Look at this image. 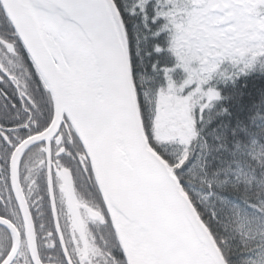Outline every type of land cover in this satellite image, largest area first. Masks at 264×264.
<instances>
[{
	"label": "snow or ice",
	"instance_id": "snow-or-ice-1",
	"mask_svg": "<svg viewBox=\"0 0 264 264\" xmlns=\"http://www.w3.org/2000/svg\"><path fill=\"white\" fill-rule=\"evenodd\" d=\"M33 190L60 264H264V0H0V264Z\"/></svg>",
	"mask_w": 264,
	"mask_h": 264
},
{
	"label": "flooded vegetation",
	"instance_id": "flooded-vegetation-1",
	"mask_svg": "<svg viewBox=\"0 0 264 264\" xmlns=\"http://www.w3.org/2000/svg\"><path fill=\"white\" fill-rule=\"evenodd\" d=\"M79 180L77 181V185L79 187ZM40 193L38 191L33 190L31 194V201H34L35 208L37 212L36 216V233H35V243L36 248L39 250V258L44 261V264H60V261L55 258V253H58L59 249H53L49 246L50 240L55 239V236H49L48 233L51 229H53V224L50 219L49 213L47 212V208L45 202L38 199ZM58 213L60 219V227L63 228L64 231V240L71 244V238L69 235V228H70V218L68 214L64 211V205L62 198L58 197ZM87 215L86 212L83 213ZM16 226L25 228V222H22L19 216H16ZM96 235L97 233L94 232ZM27 234V233H26ZM8 234L0 230V246L5 245L8 241ZM13 246H15V242L13 241ZM21 251L27 253L28 249L25 247H21ZM52 256V259L49 257ZM18 264H24L22 260L18 261Z\"/></svg>",
	"mask_w": 264,
	"mask_h": 264
},
{
	"label": "water",
	"instance_id": "water-1",
	"mask_svg": "<svg viewBox=\"0 0 264 264\" xmlns=\"http://www.w3.org/2000/svg\"><path fill=\"white\" fill-rule=\"evenodd\" d=\"M24 222L25 228H30L27 221ZM127 238L130 243V251L137 259H149L161 254L179 258H191L194 255L191 243L185 239H177L161 248L153 238L131 230L127 232Z\"/></svg>",
	"mask_w": 264,
	"mask_h": 264
},
{
	"label": "trees",
	"instance_id": "trees-1",
	"mask_svg": "<svg viewBox=\"0 0 264 264\" xmlns=\"http://www.w3.org/2000/svg\"><path fill=\"white\" fill-rule=\"evenodd\" d=\"M81 191L84 192L85 196H87V192L83 188H81ZM92 231L97 233V237L100 235H106L103 225L93 226Z\"/></svg>",
	"mask_w": 264,
	"mask_h": 264
}]
</instances>
